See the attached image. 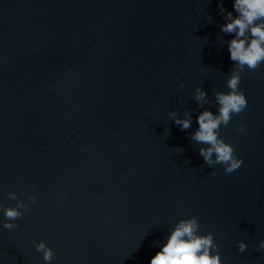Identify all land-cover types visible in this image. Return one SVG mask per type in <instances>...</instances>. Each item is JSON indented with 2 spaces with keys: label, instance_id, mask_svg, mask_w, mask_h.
Instances as JSON below:
<instances>
[{
  "label": "water",
  "instance_id": "obj_1",
  "mask_svg": "<svg viewBox=\"0 0 264 264\" xmlns=\"http://www.w3.org/2000/svg\"><path fill=\"white\" fill-rule=\"evenodd\" d=\"M221 3L237 15L234 0H0V204L29 205L12 230L0 208V264H150L193 216L222 264H264V62L219 130L240 168L209 167L191 139L218 109L195 89L230 91ZM185 110L181 130L169 113Z\"/></svg>",
  "mask_w": 264,
  "mask_h": 264
},
{
  "label": "clouds",
  "instance_id": "obj_2",
  "mask_svg": "<svg viewBox=\"0 0 264 264\" xmlns=\"http://www.w3.org/2000/svg\"><path fill=\"white\" fill-rule=\"evenodd\" d=\"M233 7L236 16L230 11L224 14L223 4L219 5L220 12L224 14L223 19L226 21L220 26L221 31L234 36L228 42L230 59L235 62L226 81L230 91H215L212 100L201 87L195 89L193 97L199 107L203 109L204 105L214 103L218 105V109L215 114L207 109L201 111L197 117L199 127L191 135L194 142L205 145L199 148V155L203 157L205 163L209 167L222 165L224 171L229 174L239 169L243 161L237 158L233 146L224 141L219 130L222 125L227 126L230 123L233 114H239L247 107L246 96L239 87L241 74L246 67L254 71L264 62V0H234ZM179 87H184L183 81L180 82ZM169 117L181 127V130H188L191 127L192 120L188 110H185L183 116L177 111H172ZM238 131L245 132V125L241 124ZM8 198L16 200V206L4 208L0 204V208H3L6 218L3 227L12 230L18 225L11 221L17 220L27 212L29 205L18 200L15 192H9ZM29 200L35 203L36 197L30 196ZM199 228L200 224L195 216L179 220L166 238V242L160 245V250L151 258L150 264H222L213 234L211 232L199 234ZM34 246L38 252L43 253L45 262L53 259L54 252L44 241L35 243ZM247 247L243 240L238 242L240 253L245 252ZM258 247L264 250V240L260 241Z\"/></svg>",
  "mask_w": 264,
  "mask_h": 264
}]
</instances>
